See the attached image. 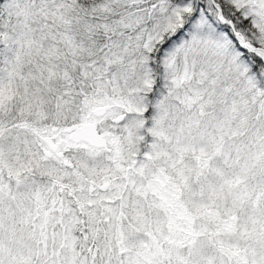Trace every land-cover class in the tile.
<instances>
[{"label": "snow or ice", "instance_id": "obj_1", "mask_svg": "<svg viewBox=\"0 0 264 264\" xmlns=\"http://www.w3.org/2000/svg\"><path fill=\"white\" fill-rule=\"evenodd\" d=\"M0 264H264V0H0Z\"/></svg>", "mask_w": 264, "mask_h": 264}]
</instances>
